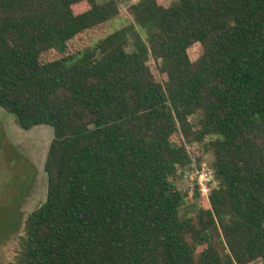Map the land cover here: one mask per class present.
I'll use <instances>...</instances> for the list:
<instances>
[{
  "label": "trees",
  "instance_id": "16d2710c",
  "mask_svg": "<svg viewBox=\"0 0 264 264\" xmlns=\"http://www.w3.org/2000/svg\"><path fill=\"white\" fill-rule=\"evenodd\" d=\"M120 1L0 0V107L54 129L17 264H264V0H138L105 34ZM206 155L209 200L178 185Z\"/></svg>",
  "mask_w": 264,
  "mask_h": 264
},
{
  "label": "rangeland",
  "instance_id": "374dc122",
  "mask_svg": "<svg viewBox=\"0 0 264 264\" xmlns=\"http://www.w3.org/2000/svg\"><path fill=\"white\" fill-rule=\"evenodd\" d=\"M136 1L138 0L120 1L121 15L105 26V34L133 24L128 6ZM159 1L170 5L177 0ZM84 8L85 5H79L76 10L82 11ZM136 27L144 36V31ZM133 48L132 43L129 44L128 49ZM201 53L200 44L189 50L192 60L199 58ZM53 137L52 126L38 125L25 130L17 123L14 114L0 107V264H17L25 219L47 198L48 176L45 162ZM205 158L210 163L212 155H206ZM218 184L219 180L215 187ZM178 185L189 189L191 194L195 190V183L188 176L180 179Z\"/></svg>",
  "mask_w": 264,
  "mask_h": 264
},
{
  "label": "built area",
  "instance_id": "2783aa9c",
  "mask_svg": "<svg viewBox=\"0 0 264 264\" xmlns=\"http://www.w3.org/2000/svg\"><path fill=\"white\" fill-rule=\"evenodd\" d=\"M191 178L195 185L199 188L203 196L209 200L210 191L217 183V177L214 169L210 166L207 160L201 163H194L185 172V177Z\"/></svg>",
  "mask_w": 264,
  "mask_h": 264
}]
</instances>
